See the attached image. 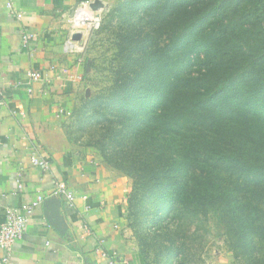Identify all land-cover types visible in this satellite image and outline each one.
<instances>
[{
    "label": "trees",
    "instance_id": "16d2710c",
    "mask_svg": "<svg viewBox=\"0 0 264 264\" xmlns=\"http://www.w3.org/2000/svg\"><path fill=\"white\" fill-rule=\"evenodd\" d=\"M108 87L70 140L133 180L145 264H192L211 218L236 264H264V0H117Z\"/></svg>",
    "mask_w": 264,
    "mask_h": 264
},
{
    "label": "crops",
    "instance_id": "0c3cea01",
    "mask_svg": "<svg viewBox=\"0 0 264 264\" xmlns=\"http://www.w3.org/2000/svg\"><path fill=\"white\" fill-rule=\"evenodd\" d=\"M95 1L108 9L117 0H14L15 13L0 0V225L7 209L25 214L44 198L7 262L0 251V264H110L95 251V239L116 254L115 264H144L128 220L132 181L66 132L85 75L86 42L74 39L70 21L82 3ZM69 40L76 52L66 51ZM30 72L40 80L32 82ZM33 155L49 170L35 167ZM59 182L75 194L73 208L53 195Z\"/></svg>",
    "mask_w": 264,
    "mask_h": 264
},
{
    "label": "rangeland",
    "instance_id": "374dc122",
    "mask_svg": "<svg viewBox=\"0 0 264 264\" xmlns=\"http://www.w3.org/2000/svg\"><path fill=\"white\" fill-rule=\"evenodd\" d=\"M116 2L117 1L111 6ZM106 10L107 8L102 12L104 13ZM98 31L99 29L94 30L89 34L84 35L81 39H84L86 42L84 48L81 49V54L83 55L82 64L84 65L83 69L85 75L84 78L82 77L80 79L78 87L80 94L75 101L72 112L68 115L67 124L70 123L73 111L76 107L78 108L80 106L82 99H90L97 93L102 92L108 87L111 82L110 80L113 78L112 72L116 66L115 57L117 52L115 47L113 48L111 45L109 36L107 34H99ZM121 173L124 174L123 172ZM128 178L132 181L133 188V180L130 177ZM209 227L211 228L212 233L206 236V242L201 247L198 246L199 242H195L194 244L198 247L196 248L198 250L191 254L192 264H236L233 253L230 252L225 245V238L217 237V235L221 233V228L216 226L215 218H211ZM134 238L140 251V243L135 236Z\"/></svg>",
    "mask_w": 264,
    "mask_h": 264
},
{
    "label": "built area",
    "instance_id": "2783aa9c",
    "mask_svg": "<svg viewBox=\"0 0 264 264\" xmlns=\"http://www.w3.org/2000/svg\"><path fill=\"white\" fill-rule=\"evenodd\" d=\"M92 2H85L82 3L76 10L74 16L72 17L70 23L72 25L73 30L76 31L75 36L78 33L82 34V37L86 34L91 33L94 30H98L101 27L102 19H103V12L102 11H94L91 8ZM7 7L13 13L14 11V0H7ZM16 18L20 19L22 17L21 14H16ZM25 40H27V36H24ZM66 51L68 52H76L75 44L72 40H69L66 43ZM84 48V46H83ZM30 80L32 82H37L40 80V75L37 72H30L29 73ZM32 90H29L31 93ZM0 95H2L0 91ZM24 116V114H23ZM32 164L35 167H38L44 171L49 170L50 164L43 160L38 155H33L32 157ZM18 188H22V181L21 178L17 179ZM52 193L56 197L64 198L69 207L73 208L75 206L76 197L75 194L69 190L66 182H59L56 186L52 189ZM44 201L42 196H39L36 200L31 202L29 205L24 207L25 214H21L17 209H7L5 222L0 225V251L6 255L5 262L10 257L14 245L23 238L27 223L28 217L33 212V209L36 208ZM86 228V234L94 237L93 233L90 231L88 227ZM103 240H96L95 239V251L101 255L102 258L106 259L110 264H115L117 260L116 254L113 256L106 254L103 251ZM126 264V262H125Z\"/></svg>",
    "mask_w": 264,
    "mask_h": 264
},
{
    "label": "water",
    "instance_id": "95a60500",
    "mask_svg": "<svg viewBox=\"0 0 264 264\" xmlns=\"http://www.w3.org/2000/svg\"><path fill=\"white\" fill-rule=\"evenodd\" d=\"M91 8L94 11H103L105 10L107 7L103 4H101L99 1H95L94 3L91 4ZM76 41H80L82 39V34L78 33L75 38Z\"/></svg>",
    "mask_w": 264,
    "mask_h": 264
}]
</instances>
